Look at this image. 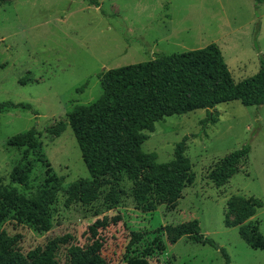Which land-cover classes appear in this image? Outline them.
Segmentation results:
<instances>
[{
    "label": "rangeland",
    "instance_id": "obj_1",
    "mask_svg": "<svg viewBox=\"0 0 264 264\" xmlns=\"http://www.w3.org/2000/svg\"><path fill=\"white\" fill-rule=\"evenodd\" d=\"M0 0V102H27L21 108L0 112V184L29 194L42 188L48 165L63 183L52 205L49 231H39L12 213L1 228L16 237L15 250L26 254L54 239L58 264L68 259L67 249L92 243L89 226L107 217L100 227L102 256L108 264H127L125 252L131 230L152 231L160 225L200 221L201 231L217 246L183 236L171 244L165 233V253L150 264H225L219 247L231 264H264V250L248 245L238 226L225 224L227 202L233 197H257L264 202V104L244 105L240 100L217 104L219 120L203 126L205 109L166 116L145 130L142 149L157 153V162L174 157L175 147L187 137L184 154L196 173L195 182L183 190L173 208H147L153 198L137 200L138 179L126 173L119 182H105L91 204L65 200L70 187L91 181L70 125L59 135L50 131L68 121L77 105H88L103 92V71L217 43L236 81L258 72L264 58V2L254 0ZM23 79L26 80L23 83ZM88 82L84 91L78 89ZM35 127L39 146L23 161L27 185L11 181L25 147L8 144L12 136ZM250 145L236 174L223 186L210 180V172L230 152ZM117 189L115 202L109 198ZM234 222L235 215H230ZM264 234V205L252 217ZM70 234L68 242L61 238ZM152 234L148 240L152 239Z\"/></svg>",
    "mask_w": 264,
    "mask_h": 264
},
{
    "label": "trees",
    "instance_id": "obj_2",
    "mask_svg": "<svg viewBox=\"0 0 264 264\" xmlns=\"http://www.w3.org/2000/svg\"><path fill=\"white\" fill-rule=\"evenodd\" d=\"M89 1L96 6L100 4L99 0ZM254 1L256 4L264 2ZM99 77L103 78L102 94L88 105H77L68 113L67 122L50 131L59 135L68 125L71 126L92 178L88 185L78 183L68 189L67 207L78 202L91 204L99 198L105 182L117 183L120 175L126 173L130 179L139 180L135 191L137 200H144L148 195L153 197L147 206L149 210H155L162 204L173 208L183 197L184 188L196 179L192 161L184 154L187 137L176 144L173 159L157 162L156 152L147 153L141 147L146 136L144 131H154L158 119L197 109L206 110L207 115L201 121L203 126L215 124L219 120L216 106L223 102L240 100L248 106L264 104V58L261 57L257 73L236 81L215 42L184 52L157 53L149 60L103 71ZM87 84L78 91H84ZM16 108L31 110L32 105L10 100L0 102V112ZM8 144L25 147L22 161L15 165L10 176L12 182L27 185L28 174L23 161L30 151L38 148V132L32 127L9 138ZM250 149L246 144L223 157L221 164L209 174L214 185L221 187L226 184L236 174L240 161L248 156ZM47 174L42 188L29 194L20 192L15 186L0 184V264H58L54 239L24 255L14 251L16 237L1 228L10 213L19 221L30 222L39 231L52 228L51 208L63 181L49 165ZM116 194L117 189L113 188L109 193L111 201L117 200ZM263 205L264 202L254 196H235L227 202L225 224L238 226L240 236L248 245L264 250V234L258 221H252ZM231 214L235 215L234 222L230 220ZM108 223L109 219L105 217L90 225L91 245H71L64 264H108L101 254L103 243L98 237L99 228ZM165 233L172 235L171 244L186 236L195 242L217 246L201 231L198 219L176 226L160 225L152 231L136 229L131 230L126 246L127 264H150L151 257L165 253ZM150 234L153 237L148 240ZM70 238L71 235L66 234L60 240L66 243ZM219 248L225 264H231L227 251Z\"/></svg>",
    "mask_w": 264,
    "mask_h": 264
}]
</instances>
